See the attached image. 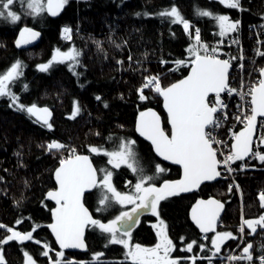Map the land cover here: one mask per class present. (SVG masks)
Segmentation results:
<instances>
[{
  "label": "trees",
  "instance_id": "trees-1",
  "mask_svg": "<svg viewBox=\"0 0 264 264\" xmlns=\"http://www.w3.org/2000/svg\"><path fill=\"white\" fill-rule=\"evenodd\" d=\"M173 6L184 19L199 27L205 41L221 36L216 21L212 17L198 16V9L227 15L233 22L239 21L238 27L244 35L253 31L252 24H259L264 18V0H240L239 9L227 8L219 0H67L56 17L47 12L33 17L26 0H15L11 10L21 16L20 21L13 24L0 19V72L20 60L23 75L11 85V91L19 97V103L45 105L53 113L49 129L27 112L10 106L8 97H0V224L6 226L0 228V240L10 234L7 232L9 227L21 234L35 228L32 240L22 243L13 240L0 245L6 264H23L25 252L35 264H50V259L54 262L56 252L60 251L47 228L53 204L45 195L55 187L52 173L63 150L49 151V143L73 145L78 154L89 155L96 169L112 171L113 185L121 193L134 191L133 186L140 175L153 177L150 183L155 186L179 177L180 168L159 159L135 129L140 112L154 108L161 115L163 129L169 133L160 95L145 88L147 99L142 101L138 89L143 86L145 77L152 76H158L162 87H167L188 69L186 62L192 58L188 49L195 43L182 24L171 23V18L158 15ZM25 25L38 29L41 38L33 48L18 50L13 41ZM65 27L71 29L70 40L61 37ZM70 48L81 53L75 69L78 75L69 71L67 62L54 64L46 72L38 69L37 66L47 63L57 49L66 52ZM178 60L184 63L177 65ZM74 102L80 112L70 119ZM125 140L135 141L137 173L123 165L113 168L107 163L108 157L88 150L90 146L117 150L120 142ZM156 165L164 171L157 173ZM236 177L245 219H259L264 215V207L257 192L264 190V168L243 170ZM209 197L223 203L216 232H230L236 237L239 199L235 191H228L225 180L219 179L203 184L193 193L167 196L157 206L158 215L146 210L139 223L131 228L129 242L154 245L157 238L152 225L158 217L165 223L174 246L172 255L177 256L178 264H206L213 234L203 240L190 221L189 210L197 198ZM100 198L101 190L94 188L85 195L84 203L102 223L114 219L124 210L114 202H110L111 207L98 210L102 207ZM17 220L21 223L17 224ZM246 232L247 239H251L263 235L264 229L257 226L253 234L246 226ZM236 240H225L221 246L223 251ZM193 241L191 252L183 250ZM85 242V251H64V258L78 264H131L125 248L108 244L106 234L93 225L87 228ZM45 244L51 249L47 257L42 255ZM253 246L255 251L260 249L256 243ZM96 253L102 255L93 261ZM193 257L199 258L193 261Z\"/></svg>",
  "mask_w": 264,
  "mask_h": 264
},
{
  "label": "snow or ice",
  "instance_id": "snow-or-ice-1",
  "mask_svg": "<svg viewBox=\"0 0 264 264\" xmlns=\"http://www.w3.org/2000/svg\"><path fill=\"white\" fill-rule=\"evenodd\" d=\"M221 4L230 9H239L240 0H219ZM15 0H0V19H6L15 24L20 21L21 16L11 10ZM27 8L33 17L47 12L51 16L58 15L59 11L67 3V0H26ZM161 17L171 18V23L182 24L186 33L191 27L188 20L184 19L178 9L173 6L158 13ZM197 15L201 17H212L218 27L219 35L226 36L238 29L239 21H231L227 15H214L207 10H197ZM40 35L39 32L31 28L24 27L20 30L19 38L15 41L16 46L22 47L35 40ZM62 37L71 39V29L65 27L62 30ZM195 44L188 49L192 59L189 61L191 71L185 79L173 83L168 87H162L159 77H145V83L138 89L139 99L145 100V88H151L152 91L162 96L164 99V108L167 111L168 122L171 126V134H167L161 127V118L151 109L142 111L136 122V131L140 136L149 140L158 156L164 160H170L180 165L183 169V177L178 181H165L161 187L151 184V176L140 175L135 183L134 191L131 193H121L113 185L112 171L107 169H96L86 155H79L73 148L69 151L67 157H61L59 167L55 170V179L58 185L56 191H49L47 198L53 199L57 207L52 209L53 223L51 228L59 244L61 251L56 252L55 261L50 264H78V262L65 259L64 249L84 248V229L87 225H93L98 228L102 234H106L108 244L122 245L126 251V257L130 259L131 264H178V261L170 258L173 251V242L168 238L164 222H159L160 230L157 231L158 243L154 247H142L139 244L130 245L129 239L131 227L139 223V214L141 210H149L153 215H158L157 206L159 202L167 196L177 195L180 192H188L198 187L203 181H211L221 175L217 170L223 163L228 172L233 169L229 166L230 162L244 160L245 157L253 155L254 158L264 163V153L260 151L253 152V133L256 128L257 117H264V69H260V79L252 84L246 93L239 92L231 88L228 81V72L230 68L229 60L217 58V48L201 43L200 29H195ZM236 43L237 41H233ZM99 46V42H97ZM119 47V45H117ZM201 50L203 54H201ZM258 55L264 53L257 52ZM81 53L75 48H70L66 52L57 49L52 58L47 62L38 65L41 72L48 71L54 64H64L70 72L78 75L75 69L79 65L78 58ZM131 56L129 60H131ZM118 63H121L118 61ZM183 61H176L177 65L183 64ZM23 64L16 60L6 70L0 72V97H8L11 101L10 106H14L19 111H25L30 116L36 118L37 122L42 123L51 129L49 123L51 112L48 108H40L36 104L25 106L19 103V97L11 91V85L14 84L23 75ZM243 88V84L241 85ZM25 90L27 85L24 86ZM227 91L229 95L236 93L244 97L250 96V114L238 115L236 119L244 123V129L239 133H234V143L231 145V153L223 161L217 158V149L213 145H218L221 141L217 140L209 129L220 127V120L217 113L226 107L223 104L220 94ZM215 94V101L210 99L209 94ZM97 100L100 97H96ZM107 106V105H105ZM80 112L79 106L74 102L73 111L70 119H74ZM225 115V119H226ZM264 144V136L260 138ZM135 141H121L117 150L107 151L95 146L89 147V152L108 157L107 163L113 168H120L122 165L129 168L133 173H137V154L134 150ZM64 145L53 141L47 145L49 151L64 149ZM164 169L156 165V172L161 173ZM102 174V175H101ZM147 185V186H146ZM231 185L229 190H231ZM238 187V186H237ZM98 188L101 190L98 210H104L111 207L110 202L120 205L122 208L126 205H132L130 210H122L119 214L107 223L93 219L81 202V197L86 189ZM110 194V195H109ZM261 206L264 207V193L259 195ZM223 205L215 200H199L192 208V220L200 228L201 232H216L217 218ZM241 226L239 231L243 235L244 226L251 229L254 234L257 226L264 229V215L256 220H244L241 217ZM17 224L21 221L17 220ZM6 226L0 224V228ZM156 227V225H154ZM32 231L21 234L12 228H7L10 233L5 239L0 240V245L9 241L24 242L32 240ZM183 239V238H182ZM227 239H236L230 232H216L211 243L215 249V254L221 250V245ZM39 243V241H37ZM195 241L186 245V251L191 252ZM107 246V245H106ZM42 255L47 257L51 250L47 244L44 246ZM251 244L243 248L241 256H229L232 261L247 260L252 261L250 249ZM201 246V251H203ZM102 253L93 255V261L99 260ZM25 264H35L33 258L24 253ZM199 257H193V261ZM211 261V257H208ZM260 264H264V256L259 257ZM0 264H6L3 258L2 249H0Z\"/></svg>",
  "mask_w": 264,
  "mask_h": 264
},
{
  "label": "rangeland",
  "instance_id": "rangeland-1",
  "mask_svg": "<svg viewBox=\"0 0 264 264\" xmlns=\"http://www.w3.org/2000/svg\"><path fill=\"white\" fill-rule=\"evenodd\" d=\"M262 23V22H261ZM261 23H259V24H261ZM263 24V23H262ZM264 26V25H263ZM63 30V29H62ZM188 34H189V36L191 37V39L193 40V42L195 43V40H194V35H191V33L190 32H188ZM239 36V38H241L242 39V43L241 44H243L247 49H250L252 46L253 47H255L254 45H255V41L256 40H260L261 41V44H260V46H262L263 48H264V27H262V26H258L257 27V30H253V31H247V33H246V35H244V33L242 32V29H241V27H238V29H237V31H235V32H232V33H229L228 35H226V36H224V37H218V38H215V40L216 39H227V38H229V40L227 39V40H224V43L222 44V46H219V47H217V49H218V51H224V52H227V51H229L230 49L228 48V46L227 45H229V44H232L233 43V39L235 38V36ZM61 37H62V32H61ZM230 37H232V38H230ZM63 38V37H62ZM214 40V39H213ZM213 40H209V41H205V40H203L202 38H201V43H203V44H206V45H208L209 46V43L211 42V41H213ZM39 43V42H38ZM31 48H33V47H31ZM28 49H30V48H28ZM230 52V51H229ZM259 52H261V51H259ZM203 52H202V50H201V54H202ZM228 53V52H227ZM262 53V52H261ZM256 54V58L254 59V60H250V61H255L254 63H252V64H250V66H252V70H253V73L251 74L250 73V71L249 70H245L244 68L245 67H243V74H245V78L243 79V82L241 83V84H243V88L242 87H240V89L238 90L239 92H244V93H246L247 91H248V88L252 85V84H254V83H256L258 80H259V78H260V76H259V69L261 68L262 69V67H263V65H264V56L263 57H261V58H259V55L257 54V52L255 53ZM192 59V58H191ZM190 59V60H191ZM190 60H188L187 62H186V65H187V67H189L190 65H189V61ZM231 71V70H230ZM236 73H238V72H236ZM230 76V72H229V74H228V78H230L229 77ZM232 77V76H231ZM249 78H250V80H249ZM232 84H234V85H236V86H241V84H240V80H239V77H238V79L237 80H235L234 82H231ZM144 84V83H143ZM210 99L212 100V101H215V96H212V97H210ZM248 96L246 95L245 97H244V99L242 100L241 99V96L240 95H237L236 97H235V102H238V103H240L242 106L241 107H237V106H235L234 105V110H231L230 108H227L226 109V112H225V114L223 115V121L221 122V124H220V127H218L217 129H215L216 131L215 132H213L212 134L216 137V138H220L221 140H222V143H220L219 144V154H218V158H225L226 156H228L230 153H231V147L229 146V144H227V143H229L228 141H227V137L229 136V135H233L235 132H236V130L237 129H235L236 127H235V124L237 123V119H236V117L238 116V115H240V116H243V114H250V110H249V107H250V105H248ZM231 110V111H230ZM236 111H238V113H236ZM225 115H226V119H225ZM264 118H260L259 120H258V125H257V132H258V130H259V128L262 126V125H264V121H262ZM238 122H240V127L242 128L244 125H243V122H241V121H238ZM240 129V128H239ZM262 130H264V129H262ZM218 131V132H217ZM217 132V133H216ZM262 132H264V131H262ZM237 133V132H236ZM232 140H234V136H232V139H231V141ZM64 149H63V151H62V154L64 153V152H66L67 150H71V149H75L76 150V153H77V149H76V147L75 146H73V145H67V144H64ZM258 148L260 149V151L262 152V153H264V148L262 147V148H260L259 146H258ZM78 154V153H77ZM60 158H61V155H60V157H59V160H60ZM243 161V160H242ZM240 162V160H236V161H234V162H230L229 163V165L231 166V168L233 169V171H232V174H230L229 175V173L227 174V176H228V179L227 180H225V182H226V184H227V187H228V191H235V193L237 194V197H238V201H239V205H240V211H239V219H238V223H237V229H238V233H239V225H240V223L242 222L241 221V217L243 216V219L244 220H246L245 219V216H244V212H243V209H242V197H241V191H240V188H239V184H238V180H237V173L238 172H240V171H243V170H248V169H252V168H257V169H259V168H264V163H258V162H255V161H253V162H249L248 161V159L245 157V159H244V162L242 163H239ZM233 164V165H232ZM230 183H231V185H232V187H231V190H229V187H230ZM238 186V187H237ZM128 193H131V192H128ZM262 193H264V190H262V189H259L258 190V192H257V195H258V197H259V195L260 194H262ZM131 207H132V205H126V206H124V210L125 211H127V210H130L131 209ZM145 211L146 210H141L140 211V214H139V220H140V218H141V215L143 214V213H145ZM156 218V217H155ZM161 221V219L160 218H156V220H155V222L153 223V229H154V231H155V234H156V238H157V240H156V243L154 244V245H152V246H142V247H154L157 243H158V237H157V231H159L160 230V228H159V222ZM138 224V223H137ZM137 224H134L131 228H133L134 226H136ZM154 225H156V227H154ZM164 225H165V223H164ZM217 226H218V224H217ZM216 229H217V227H216ZM165 231H166V234H167V230H166V226H165V229H164ZM217 231V230H216ZM215 232H213V233H211V234H207V235H205V234H201L202 235V239L203 240H206V239H208V235H212L213 234V236H212V238L215 236V234H214ZM221 233H223V232H221ZM10 235V234H9ZM241 235V234H240ZM243 235L245 236V238H246V241H244V243L245 242H248V241H252L253 243H255V241L254 240H257L258 238H264V234L263 235H256V236H254V237H252L251 239H247V232H246V226H244V233H243ZM167 236H168V234H167ZM237 237V236H236ZM169 238V237H168ZM212 238H211V240H212ZM126 239H129V238H127L126 237ZM170 239V238H169ZM239 240V238H237V240H236V242ZM225 242V241H224ZM235 242V243H236ZM130 243V242H129ZM235 243L234 244H232L231 245V247L233 246V245H235ZM130 245H136V244H131L130 243ZM222 246V245H221ZM231 247H230V249H231ZM260 248V247H259ZM184 249H186V246H184L183 247V250ZM228 250V247H227V249H226V251ZM125 251H127L126 249H125ZM173 251H174V247H173ZM173 251L170 253V258L171 259H175V260H177V256H173L172 254H173ZM238 251H240L239 249L236 251V253L234 254H231V256H237L238 255ZM258 251V250H257ZM257 251H255V249L254 248H252V252H251V255H253L252 257H254V255H258V254H256V253H258ZM215 252V249L213 248V246H212V243H211V248H210V254L211 253H214ZM260 252V251H259ZM224 253V251H223V248H221V250H220V254H223ZM228 254V253H227ZM209 257V256H208ZM238 257V256H237ZM127 260H129L130 261V259H128L127 258ZM227 261H232V260H229V259H227ZM236 261H238V262H240V263H242V261L241 260H236ZM131 262V261H130ZM235 262V261H234ZM258 264H260L259 262H257ZM236 264H238V263H236Z\"/></svg>",
  "mask_w": 264,
  "mask_h": 264
},
{
  "label": "built area",
  "instance_id": "built-area-1",
  "mask_svg": "<svg viewBox=\"0 0 264 264\" xmlns=\"http://www.w3.org/2000/svg\"><path fill=\"white\" fill-rule=\"evenodd\" d=\"M189 23L191 25V27L189 29V32L191 33V35H195V29L196 28H199V27H197L195 25H192V23L190 21H189ZM259 25L262 26V27H264L263 24H259ZM259 25L252 24L251 26H252V29L253 30H257V27ZM200 35H201V32H200ZM230 38H232V37H230ZM227 39L229 40V38H227ZM227 39H216V40L214 39L213 41H211L209 43V49H211L212 47L217 48L219 46H222V44L224 43V40H227ZM233 41H237V42L236 43L233 42L232 44L227 45L228 48L230 49L229 50L230 52L227 51L228 52L227 53V52H224V51H217L216 56H217V58H219L221 60H229L230 61L231 71H230V76H229L230 78H228L227 83H228V85L231 88H235V89L239 90L241 86H236V85L232 84L231 82H234L239 77L240 84H241L243 82V79L245 78V74H243V70L244 69L245 70H249L251 74L253 73V70L252 69L254 67L252 68V66H250V64L254 63L255 61H250V60H254L256 58V54H255L256 52L261 51L262 53H264V48L262 46H260V44H261V41L260 40H256L255 41V45H254L255 47L252 46L250 49H247L243 44H241L242 43V39L239 38V36H237V35L235 36V38L233 39ZM263 56L264 55H259V58H261ZM243 67H245V68L243 69ZM260 69H259V72H258L259 73V76H260ZM236 72H238V73H236ZM249 80H250V78H249ZM212 96H215V94L214 93H211L210 94V97H212ZM236 96H237L236 93H233L232 95H229L227 93V91L222 92L220 94V98H221L223 104L226 105V107H224L223 109H221L216 114L217 115V118L220 120V122L223 121V115L225 114L227 108H230L231 110H234V105L237 106V107H241L242 106L240 103L235 102V97ZM248 100H249L248 101V105H250V103H249L250 102V96H248ZM250 107H251V105H250ZM250 107H249V110H250ZM236 113H238V111H236ZM262 121H264V119ZM243 125H244V123H243ZM235 127H236L235 129H237L236 132H238L239 128L241 129L240 122L237 121V123L235 124ZM215 129H217V128H215ZM215 129H209V131H211L213 133V132L216 131ZM262 129H264V125H262L259 128L258 132H257V127H256V132H255V135L253 137V144H252L253 152L260 151V149L258 148V146L260 148H262V147L264 148L263 144L260 142V138L262 136H264V132H262L264 130H262ZM232 136L233 135H229L227 137V141L229 142L227 144H229L230 147H231V145H232V143L234 141V140L231 141ZM216 139L219 140V141H221V143H222V140L220 138H216ZM213 147H215L217 149V158H218V154H219V144L218 145H213ZM69 151L70 150H67L66 152H64L63 154H61V157L62 156L63 157H67L68 154H69ZM246 158L248 159V161L250 163L253 162V161L258 162V163H262L258 159L254 158L253 155H249ZM218 160L223 161L224 158H218ZM241 162L243 163L244 160L243 161L240 160L239 163H241ZM218 170L221 173L220 179H223V180H227L228 179V176H227L228 173H229V175L232 174V172H228L227 171V169L225 168V166L223 165V163H221V165L218 167ZM230 185H231V183H230ZM240 226H241V223L239 225V229H240ZM240 234H241V232L239 231V233H238V235L236 237V239L239 238V240L235 243V245H233L231 247V249L229 248L227 251H224L223 254H220V252H219V253L213 255L215 252L214 253H211L209 255V257H211V261H209V259L207 257L206 264H236V263H238V264H258L257 262L260 263L259 257L264 256V238H258L257 240H254L255 243L260 247V249L257 251L258 253H256L258 255H254V257H253V259H252L251 262H249L247 260H244V259H241L242 263H240L238 261H235V262L234 261H231V262L230 261H227L228 257L231 256V254H233V253L235 254L238 249L240 251H238V255L237 256L238 257L241 256V254L243 252V248L245 246H247L248 244H251L252 245V248H254V246H253L254 243L252 241H248V242H245L244 243V241H246V238H245L244 235H242V234L240 235ZM252 248L250 249V252H252Z\"/></svg>",
  "mask_w": 264,
  "mask_h": 264
},
{
  "label": "water",
  "instance_id": "water-1",
  "mask_svg": "<svg viewBox=\"0 0 264 264\" xmlns=\"http://www.w3.org/2000/svg\"><path fill=\"white\" fill-rule=\"evenodd\" d=\"M62 9H63V8H62ZM62 9L59 11L58 15L61 13ZM58 15H56V16H58ZM49 16H51V15H49ZM56 16H51V17H56ZM262 22H263V25H264V18H263V21H262ZM24 27L31 28L33 31H36V32H39V33H40V31H39L38 29L34 28V27L27 26V25L22 26V27L18 30V32H17V34H16V36H15V38H14V41H13L14 47H15L16 49H18V50H23V49H27V48L34 47L35 45H37V43L40 41V38H41V33H40V35H39L35 40H33L31 43H29V44H27V45H23L22 47H19V48H18V47L16 46V44H15V41L19 38L20 30H21L22 28H24ZM262 69H264V65H263ZM230 70H231V66H230V68H229V72H230ZM190 71H191V67L189 66L188 69H187V71H186V73H185L181 78H179L178 80L172 82L171 84H173V83H177V82H179L180 80L185 79V78L188 76V74L190 73ZM229 72H228V74H229ZM260 78H261V77H260ZM171 84H169L168 86H170ZM168 86H167V87H168ZM210 94H211V93H210ZM210 94H209V96H210ZM160 97H161V105H162V108H163V110H164V112H165V114H166V117H167V123H168V126H169V133H167V134L170 135V134H171V126H170V124H169V122H168L167 111H166V109L164 108V99H163L162 96H160ZM29 106H31V105H29ZM37 106L40 107V108H44V107H46V108L49 109V111L51 112V117L49 118V121H50V120L52 119V116H53L52 110H51L48 106H45V105H37ZM149 109H151L152 111H155V112L157 113V115L160 116V118H161L160 113H159L156 109H154V108H147V109H145L144 111H147V110H149ZM32 117H33V116H32ZM138 117H139V115H138ZM138 117H137V119H138ZM33 118H34L35 121H36V118H35V117H33ZM260 118H264V117H260V116L257 117L256 127H257V124H258V120H259ZM137 119H136V122H137ZM136 122H135V129H136ZM39 123H40V122H39ZM161 127L163 128L162 120H161ZM243 129H244V127H242L241 129H239L237 133H239V132L242 131ZM164 131H165V130H164ZM136 132H137V131H136ZM165 132H166V131H165ZM255 132H256V128H255V130H254L253 137H254V135H255ZM137 134L140 136V134H139L138 132H137ZM140 137H141L142 139H144L146 142H148V143L150 144V146H151L153 152L155 153V155H156L159 159H161L163 162H165V163H167V164H169V165L177 166V167L180 168V175H179V177H178L177 179L171 180V181H169V182H172V181H178V180L182 179V177H183V169H182V167H181L180 165H177V164L173 163V162L170 161V160H164L161 156H158V155L156 154V152H155V150H154V148H153L151 142H150L149 140L145 139V138L142 137V136H140ZM233 143H234V141H233ZM263 146H264V144H263ZM79 155H86V156H88L89 159H90V161L92 162V160H91V158H90L89 155H87V154H79ZM92 165H93V167L95 168L93 162H92ZM57 167H59V164L54 168L53 173H52V177H53V181H54V183H55V187H54L53 189L49 190V191H56V190L58 189V185H57V182H56V179H55V170H56ZM217 170H218V169H217ZM218 171H219V170H218ZM219 179H220V176L217 177V178L214 179V180H211V181H203L198 187L193 188L191 191H188V192H180L179 194H188V193L196 192V191H197V190H198L203 184H205V183H213V182L218 181ZM163 184H164V182L161 183L159 186H156V187H161ZM93 189H94V188H93ZM93 189H86L85 192L83 193L82 197H81V202L83 203V205H84V207H85L86 209H88V208H87V206H86L85 203H84V197H85V195H86L87 193L91 192ZM49 191H48V192H49ZM48 192L46 193L45 198H46L47 201H49V202H51V203L53 204V207H52L51 210H50V217H51V220H50V222L48 223L47 228H48V230H49V232H50V234H51V236H52V238H53V240H54V242H55V244H56V247L61 251V249H60V247H59V244H58L57 241H56L55 235L53 234L51 228L48 227L50 224H52V223L54 222V221H53V217H52V209H55V208L57 207L55 200L47 198V194H48ZM209 199H215V200L219 201V202L223 205L222 201H220V200H218L217 198H214V197H209V198H197V199L195 200V202L192 204V206L190 207V210H189V218H190V221H191L192 224L198 229V231H199L201 234H205V235H207V234H211V233H213V232H207V233L201 232L200 228H199V227L195 224V222L192 220V208H193L194 205H196L197 201H199V200L207 201V200H209ZM222 211H223V208L220 210V215H219V217L217 218V224H218V221H219V218H220V216H221ZM88 212H89V214L92 216L93 219H96V218L93 216V214L91 213V211H90L89 209H88ZM217 224H216V227H217ZM89 226H90V224L87 225V226L85 227V229H84V235H83V240H84V245H85L84 248H69V249H64L63 251H78V252H83V251H85V249H86L85 235H86L87 228H88ZM23 264H25V258H24V262H23Z\"/></svg>",
  "mask_w": 264,
  "mask_h": 264
},
{
  "label": "bare ground",
  "instance_id": "bare-ground-1",
  "mask_svg": "<svg viewBox=\"0 0 264 264\" xmlns=\"http://www.w3.org/2000/svg\"><path fill=\"white\" fill-rule=\"evenodd\" d=\"M262 23H263V22H262ZM262 23H261V24H262ZM255 25H259V24H255Z\"/></svg>",
  "mask_w": 264,
  "mask_h": 264
}]
</instances>
